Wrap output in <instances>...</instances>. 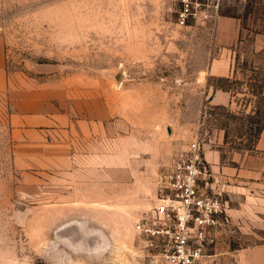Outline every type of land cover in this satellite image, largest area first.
<instances>
[{
	"label": "rangeland",
	"instance_id": "374dc122",
	"mask_svg": "<svg viewBox=\"0 0 264 264\" xmlns=\"http://www.w3.org/2000/svg\"><path fill=\"white\" fill-rule=\"evenodd\" d=\"M179 7L0 0V264H172L136 229L169 166L197 135L204 154L218 145L226 161L252 150L264 121V0L226 1L183 25ZM225 57L230 72L211 73ZM217 89L230 92L228 104L212 102ZM49 103L54 120L91 130L69 133L66 158L26 165L16 156L42 149L22 144L13 115ZM258 230L230 218L209 252L219 241L221 251L256 242ZM199 264L234 259L225 252Z\"/></svg>",
	"mask_w": 264,
	"mask_h": 264
},
{
	"label": "built area",
	"instance_id": "2783aa9c",
	"mask_svg": "<svg viewBox=\"0 0 264 264\" xmlns=\"http://www.w3.org/2000/svg\"><path fill=\"white\" fill-rule=\"evenodd\" d=\"M179 1L176 21L183 25L200 13H218L223 3L236 0ZM215 178L197 135L165 173L159 202L137 220L139 234L172 264H199L202 257L213 254L210 248L231 218Z\"/></svg>",
	"mask_w": 264,
	"mask_h": 264
},
{
	"label": "crops",
	"instance_id": "0c3cea01",
	"mask_svg": "<svg viewBox=\"0 0 264 264\" xmlns=\"http://www.w3.org/2000/svg\"><path fill=\"white\" fill-rule=\"evenodd\" d=\"M228 18L226 22L232 25L230 31L234 33V39H238V21L232 17ZM223 20L221 22H224ZM230 68L231 60L227 57L212 60L210 64V72L213 74H228ZM2 78L3 73L0 72L1 82ZM230 100V92L224 89H217L212 97V102L216 104H228ZM48 106L44 107V111L21 110L13 115L16 129L20 132L21 139H24L22 144L37 145L42 149L37 155L30 151H21L16 156L17 159L26 161V165L46 166L47 161L55 163L58 159L66 158L69 133L87 134L91 130L89 122L68 123L54 120L51 103ZM205 155L217 177L216 183L225 192L231 219L234 222L245 221L259 226L258 231L261 233V239L256 242L222 251L218 247L222 243L219 241L212 255L220 256L221 253L229 252L234 264H264V126L254 149L232 151L229 155L230 161L222 158L218 145L206 146Z\"/></svg>",
	"mask_w": 264,
	"mask_h": 264
},
{
	"label": "trees",
	"instance_id": "16d2710c",
	"mask_svg": "<svg viewBox=\"0 0 264 264\" xmlns=\"http://www.w3.org/2000/svg\"><path fill=\"white\" fill-rule=\"evenodd\" d=\"M234 76H235V75H234ZM234 76H232V77H230V76H222L221 78H223V79H225V80L232 81L233 78H234ZM252 77H253V76H252ZM253 78H255V77H253ZM253 78H251V80H252ZM251 84L254 85L253 83H251ZM225 89H229V88H226V87H225ZM263 126H264V121L262 122L261 126L259 127L258 131L256 132V138H255V140H254L255 142L257 141V139H258V137H259V135H260V133H261V130H262ZM255 142H254V145H255ZM254 145H253V146H248V148L253 149V148H254Z\"/></svg>",
	"mask_w": 264,
	"mask_h": 264
}]
</instances>
